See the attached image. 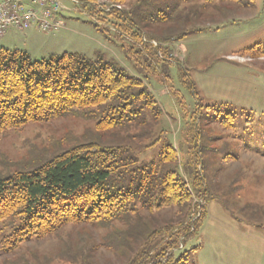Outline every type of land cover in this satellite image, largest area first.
Listing matches in <instances>:
<instances>
[{
  "label": "rangeland",
  "instance_id": "374dc122",
  "mask_svg": "<svg viewBox=\"0 0 264 264\" xmlns=\"http://www.w3.org/2000/svg\"><path fill=\"white\" fill-rule=\"evenodd\" d=\"M137 1L94 0L92 6L101 11L129 10ZM59 2L64 9L58 18L66 27L53 33L35 27L12 30L0 38V47L24 50L33 60L65 52L93 60L101 56L135 76L138 69L152 76L157 71L156 77L144 78L162 110L157 132L162 130V138L175 145L182 163L187 139L195 130L201 128L204 140L202 175L207 196L205 201L197 200L196 207L197 215L203 211V216L174 257L187 251L183 264H264V53L241 52L246 48L264 51V0H178L171 15L162 8L164 14L142 26L146 48L143 42H131L118 27L100 23L104 14L93 12V7L72 0ZM12 35L16 38L9 39ZM156 39L168 46L163 65L152 61L146 51H151L149 43L157 45ZM148 61L153 62L151 67ZM195 107L199 118L189 114ZM228 113L233 117L230 128L213 121ZM94 124L93 119L72 114L5 131L0 134V176L32 169L91 138ZM161 144L141 158L155 159ZM174 211L152 215L141 211L140 216L162 223ZM121 229L119 222L112 228L67 225L52 236L22 244L11 254L0 252V264H124L131 250L116 238Z\"/></svg>",
  "mask_w": 264,
  "mask_h": 264
},
{
  "label": "trees",
  "instance_id": "16d2710c",
  "mask_svg": "<svg viewBox=\"0 0 264 264\" xmlns=\"http://www.w3.org/2000/svg\"><path fill=\"white\" fill-rule=\"evenodd\" d=\"M76 1L91 8L94 3ZM166 1L140 0L129 10H92L104 14L100 23L118 27L131 42L145 46L148 43L141 36L145 22L164 14L162 8L169 16L178 7V0H168L174 1L172 5ZM160 41L149 43L151 51H146L152 61L163 65L168 46ZM241 52L264 53L251 48ZM138 70L137 76L132 75L101 56L93 60L65 52L33 60L24 50L0 47V134L72 114L95 121L91 138L32 169L0 176V252L11 254L22 244L52 236L67 225L112 228L119 222L124 229L115 233L116 238L131 250L124 264H183L187 251L178 257L174 252L195 231L203 216V211L196 213L197 200L205 201L207 196L202 175L204 140L201 128L195 130L187 139L185 162L179 161L175 145L162 138V130L157 132L162 110L144 82L152 75ZM184 76L189 77L187 71ZM187 81L194 95L193 83ZM196 107L193 113L185 110L193 115ZM213 121L223 128L233 125L231 113ZM159 142L155 159L141 158ZM166 209L175 211L162 223L140 216L141 211L152 215Z\"/></svg>",
  "mask_w": 264,
  "mask_h": 264
},
{
  "label": "built area",
  "instance_id": "2783aa9c",
  "mask_svg": "<svg viewBox=\"0 0 264 264\" xmlns=\"http://www.w3.org/2000/svg\"><path fill=\"white\" fill-rule=\"evenodd\" d=\"M62 9L59 0H0V38L11 30L23 32L31 26L45 33L56 32L64 27L58 18Z\"/></svg>",
  "mask_w": 264,
  "mask_h": 264
},
{
  "label": "crops",
  "instance_id": "0c3cea01",
  "mask_svg": "<svg viewBox=\"0 0 264 264\" xmlns=\"http://www.w3.org/2000/svg\"><path fill=\"white\" fill-rule=\"evenodd\" d=\"M10 32H12V30L11 31H9V32H7L3 37H1V38H5L6 36H8V33H10ZM24 35V34H23ZM9 39H14V38H16V35H12V36H10V37H8ZM24 38H27L26 37V35H24ZM27 40V39H26ZM26 40H23V41H26ZM28 53V52H27Z\"/></svg>",
  "mask_w": 264,
  "mask_h": 264
},
{
  "label": "bare ground",
  "instance_id": "6f19581e",
  "mask_svg": "<svg viewBox=\"0 0 264 264\" xmlns=\"http://www.w3.org/2000/svg\"><path fill=\"white\" fill-rule=\"evenodd\" d=\"M112 1V0H111ZM204 177V176H203ZM194 189V188H193Z\"/></svg>",
  "mask_w": 264,
  "mask_h": 264
}]
</instances>
